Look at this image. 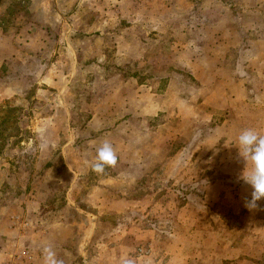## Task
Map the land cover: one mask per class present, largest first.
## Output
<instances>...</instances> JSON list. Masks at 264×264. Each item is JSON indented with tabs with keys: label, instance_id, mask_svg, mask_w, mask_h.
I'll use <instances>...</instances> for the list:
<instances>
[{
	"label": "rangeland",
	"instance_id": "1",
	"mask_svg": "<svg viewBox=\"0 0 264 264\" xmlns=\"http://www.w3.org/2000/svg\"><path fill=\"white\" fill-rule=\"evenodd\" d=\"M263 36L264 0H0V264H44L45 247L152 264L170 234L201 243L221 222L207 251L229 254L238 216L204 193L250 194L236 142L264 134ZM104 141L118 162L97 174Z\"/></svg>",
	"mask_w": 264,
	"mask_h": 264
},
{
	"label": "crops",
	"instance_id": "2",
	"mask_svg": "<svg viewBox=\"0 0 264 264\" xmlns=\"http://www.w3.org/2000/svg\"><path fill=\"white\" fill-rule=\"evenodd\" d=\"M237 19L238 20L235 21L234 24L239 29L238 25H241L242 20L240 17H238ZM220 21L224 23V19H221ZM228 28L229 27L226 26L225 31H227ZM194 71L192 72V74L194 73V75L196 76ZM195 76L191 78L194 82L195 80H197ZM196 84H198V82ZM164 141L165 145L169 147L173 146L170 141ZM218 182L220 183L222 181ZM235 182L242 183L243 181L239 179L235 180ZM223 191L226 193L225 183L210 186L204 193V203L212 204L216 201H218L219 203L220 201H223L222 203L224 204L222 208L219 209V216L227 213L238 216L239 224L235 228V232L237 233V231H239L242 234V237L233 240L235 244L228 241L229 245L231 246L229 254L221 252H219L218 254H210L209 251H207L210 250L213 252H217V247L221 243L219 242V239L224 240V238H222V231L224 230V228L221 222L219 223L220 228L218 227V240L216 239L214 233L210 231V228L205 229L204 226H202L201 229L204 233H206V236L205 238H201V243H195L189 240V238L192 236V233L191 236L189 235L188 237L187 235L184 239H180L179 237L170 234L171 238L166 243L165 247V251L167 253V256H165V260H163V258L161 257H154L151 260L152 264H259L260 261L262 262L258 249H261V245L264 243V228L262 225L259 226V224L257 223L258 221H262L259 220L256 215L258 213V210L256 209L253 211H249L247 208L240 206L239 204H234V207L232 208L231 204L234 201L238 200L239 202H241V199L233 196V202H227L226 195L221 194V192ZM234 192L239 194L236 190H234ZM211 193L213 194V198L210 197ZM221 196H223V199ZM247 222H250V224L248 225ZM183 226L187 231L190 230L191 232H194V230H197V225L195 224V222H187L183 224ZM194 251H197V254H193ZM261 251L262 253H264V249Z\"/></svg>",
	"mask_w": 264,
	"mask_h": 264
},
{
	"label": "clouds",
	"instance_id": "3",
	"mask_svg": "<svg viewBox=\"0 0 264 264\" xmlns=\"http://www.w3.org/2000/svg\"><path fill=\"white\" fill-rule=\"evenodd\" d=\"M236 143L238 158L244 164L239 179L251 189L249 196L244 198V207L253 211L259 207L258 202L264 201V134L254 128H247L239 134ZM117 162L118 156L112 144L104 141L97 149L90 167L93 172L103 174L106 168L115 167ZM43 260L44 264H64L51 247L43 249ZM120 264H136V258L132 255L123 256Z\"/></svg>",
	"mask_w": 264,
	"mask_h": 264
}]
</instances>
